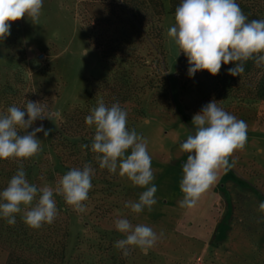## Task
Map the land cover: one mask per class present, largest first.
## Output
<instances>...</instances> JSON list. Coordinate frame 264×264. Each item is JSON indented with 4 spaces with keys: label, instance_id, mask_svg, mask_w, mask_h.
<instances>
[{
    "label": "rangeland",
    "instance_id": "374dc122",
    "mask_svg": "<svg viewBox=\"0 0 264 264\" xmlns=\"http://www.w3.org/2000/svg\"><path fill=\"white\" fill-rule=\"evenodd\" d=\"M157 1L43 0L38 24L27 17L12 22L10 35L0 41V114L31 100L49 117L26 130L41 124L51 129L47 138L37 133L42 150L30 158L28 181L55 189L72 168L89 163L94 169L85 212L54 195L58 214L52 224L32 229L17 214L27 242L21 244L22 235L0 237V264H12L8 249L14 247L35 264H52L62 245L59 264H264V213L258 210L264 202V102L254 93L259 67L246 62L241 76H231L229 63L216 76L198 71L190 77L187 57L167 35L175 24L170 0H159L162 11ZM236 2L249 21L264 19L258 0ZM101 99L109 107L118 102L128 113V129L148 141L157 187L150 212L135 214L124 206L146 189L101 169L91 151L95 129L85 117ZM213 100L247 123V144L194 208H181L186 155L180 145L195 132L193 116ZM117 214L163 235L147 253L136 248L124 257L114 247L124 238L115 230Z\"/></svg>",
    "mask_w": 264,
    "mask_h": 264
},
{
    "label": "clouds",
    "instance_id": "9594fccd",
    "mask_svg": "<svg viewBox=\"0 0 264 264\" xmlns=\"http://www.w3.org/2000/svg\"><path fill=\"white\" fill-rule=\"evenodd\" d=\"M42 8L43 0H0V41L10 35L12 22L27 17L38 24ZM174 19L175 24L167 30V35L187 57L190 77L198 71L216 76L222 65L229 63L234 65L228 69L231 76H241L248 61H253L257 67L264 66V19L249 21L236 0H181ZM127 117V111L118 102L109 107L101 99L85 117V123L95 129L91 151L96 154L99 167L112 174L118 172L133 186L146 189L137 201H128L124 205L132 213L140 214L145 209L152 211L157 203V187L152 183L154 172L148 141L135 129H128ZM44 118L49 119L45 107L31 100L23 109L11 106L5 114H0V160L11 159L18 163V170L0 191V217L9 225H14L16 215L21 213L26 226L32 229L52 224L58 214L54 195L62 196L66 205L78 213L86 210L85 202L94 175L91 164L67 171L55 189L48 185L38 188L26 178L23 161L42 150L37 133L43 132L47 138L51 129L46 130L41 124L31 132L26 130ZM191 123L195 132L180 145L186 162L182 165L183 177L179 184L183 198L178 203L187 209L194 208L216 184L221 171L226 173L235 166L236 161L230 163V158L235 152L243 151L248 140L247 123L215 100L203 106ZM21 130H25V134H18ZM258 210L264 213V202L259 204ZM114 226L124 236L114 244L124 257L136 248L147 253L163 235L158 236L146 224L133 225L123 217L115 219Z\"/></svg>",
    "mask_w": 264,
    "mask_h": 264
},
{
    "label": "trees",
    "instance_id": "16d2710c",
    "mask_svg": "<svg viewBox=\"0 0 264 264\" xmlns=\"http://www.w3.org/2000/svg\"><path fill=\"white\" fill-rule=\"evenodd\" d=\"M252 1V0H251ZM258 5H260V7H262V9H264V0H258ZM170 4H171V10H170V14H175V9L176 7L180 4V0H170ZM161 8L162 11V5L160 3V1L158 0L157 3H155V8ZM158 15H162V13H158ZM154 18L152 17L150 19V22L153 24L154 23ZM249 66H253L255 65L253 61H248ZM259 72L261 73V77L258 81V85L256 87L255 90V99L259 100V101H263L264 102V66L259 67ZM224 87V86H223ZM208 93L205 95L206 98H208L209 96L212 95L211 91H207ZM211 93V94H210ZM253 93V91H248V94ZM61 142V145L63 146L66 143L65 139H60L59 143ZM30 159L23 161V165H24V170L26 172V178L29 175V170H30ZM18 170V163L15 160H0V178L4 179L5 182L3 183V187H0V191H2L8 184L10 178L16 173V171ZM66 209H64L65 212ZM5 220V219H4ZM3 220L2 217H0V237L4 236L5 234L7 236H9L10 234H13V236L15 235L17 236H23L21 238V244L27 242V233L28 230H25V226L21 225L20 222L15 223L14 225H9L7 222H5ZM11 238V236H9ZM66 237V235H64V238ZM11 243V241H10ZM60 243H58L59 245ZM8 258H9V263L12 264H35L34 261H32L30 259V257H28L27 255L24 254V252L22 250H20V248L14 247L12 249H8ZM64 252H65V246L62 245L59 250H55L54 251V260L55 263L52 264H59V263H63L64 261Z\"/></svg>",
    "mask_w": 264,
    "mask_h": 264
}]
</instances>
